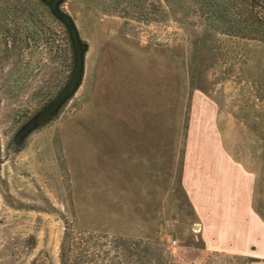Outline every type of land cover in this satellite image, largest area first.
I'll use <instances>...</instances> for the list:
<instances>
[{
  "label": "rangeland",
  "instance_id": "rangeland-1",
  "mask_svg": "<svg viewBox=\"0 0 264 264\" xmlns=\"http://www.w3.org/2000/svg\"><path fill=\"white\" fill-rule=\"evenodd\" d=\"M123 1L63 2L61 7L89 44L84 76L98 33L108 31L107 23L115 26L116 52L124 56L131 79L143 66L130 58L122 31L156 44L184 42L193 82L200 81V89L207 91L203 83L214 86L227 79L226 90L235 114L241 117L243 132L247 131L248 148L264 149V41L211 29L192 0ZM151 1L155 6L148 4ZM151 11L154 19L148 21L146 14ZM3 33L0 31V264H249V257L205 249L180 189L169 196L164 237L135 238L81 228L80 188L87 186L88 192L100 179L92 172L91 162H81L80 87L57 113L53 107L41 106L39 87L52 75L56 85L57 70L52 69L45 47L22 51L10 41L6 57ZM42 58L43 68L37 69L36 62ZM27 60L30 67L16 88L14 80Z\"/></svg>",
  "mask_w": 264,
  "mask_h": 264
},
{
  "label": "crops",
  "instance_id": "crops-1",
  "mask_svg": "<svg viewBox=\"0 0 264 264\" xmlns=\"http://www.w3.org/2000/svg\"><path fill=\"white\" fill-rule=\"evenodd\" d=\"M106 25L80 85L81 162H91L100 181L80 188L79 225L164 237L169 196L180 189L205 249L264 264V149L248 148L227 79L202 90L186 43L156 44L121 30L144 68L131 79L115 26Z\"/></svg>",
  "mask_w": 264,
  "mask_h": 264
},
{
  "label": "trees",
  "instance_id": "trees-1",
  "mask_svg": "<svg viewBox=\"0 0 264 264\" xmlns=\"http://www.w3.org/2000/svg\"><path fill=\"white\" fill-rule=\"evenodd\" d=\"M64 1L0 0V31H4L2 36L5 38H2L6 46V57L10 53L8 50L10 41L13 42L15 48L23 49L22 51L29 48L33 50L35 47H45L49 60L52 61V69L57 70L56 85L54 84V75H52L50 80L42 81L41 88L39 87L40 99L38 101H43L41 105L43 107L58 97H60L59 102L63 100L70 90L67 88L69 82L72 81V84H75L78 79L79 71L77 70L74 74L75 59L78 56L81 65L80 53L83 46H80V42L76 39L75 30L78 32L80 41L88 45L83 52L84 60L81 65L82 78L84 75L85 55L89 44L81 38L73 17L61 7ZM177 1L184 3L187 0ZM192 1L199 5L200 12L207 21V26L211 29L240 38L264 41V0ZM148 4L155 6L153 1ZM153 14H155L154 11L148 12L146 19L148 21L154 19ZM43 63H45L43 58L38 60V63L36 62L37 69L43 68ZM29 64L30 61L27 60L24 66H20V74L14 80L18 82L14 85L16 88L19 87L20 81L25 78L30 67ZM58 67L64 74L60 73ZM75 93L63 101L58 112Z\"/></svg>",
  "mask_w": 264,
  "mask_h": 264
},
{
  "label": "water",
  "instance_id": "water-1",
  "mask_svg": "<svg viewBox=\"0 0 264 264\" xmlns=\"http://www.w3.org/2000/svg\"><path fill=\"white\" fill-rule=\"evenodd\" d=\"M70 20V19H69ZM75 30V29H74ZM75 34H76V39L80 42V46H83L82 47V51L80 53V63L81 65L83 64V60H84V57H83V52L85 50V48H87V44H84L80 41V38H79V35H78V32L75 30ZM81 65L79 64V60H78V56L76 57L75 59V69H74V74L77 72V70L79 71V74H78V79L77 81L75 82V84H72V81L69 82V84L67 85V88L70 89L67 96H65V98L63 100H60V102L58 101L60 97H58L57 99H55L54 101H52L49 105H47L45 108L47 107H53V113H57L61 104L63 103V101H65L69 96H71L72 94H74L77 90V88L81 85V81H82V76H81ZM70 86H72L70 88ZM66 88V89H67Z\"/></svg>",
  "mask_w": 264,
  "mask_h": 264
},
{
  "label": "built area",
  "instance_id": "built-area-1",
  "mask_svg": "<svg viewBox=\"0 0 264 264\" xmlns=\"http://www.w3.org/2000/svg\"><path fill=\"white\" fill-rule=\"evenodd\" d=\"M172 243H173V244H176V243H177V240H173Z\"/></svg>",
  "mask_w": 264,
  "mask_h": 264
}]
</instances>
